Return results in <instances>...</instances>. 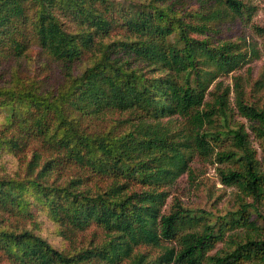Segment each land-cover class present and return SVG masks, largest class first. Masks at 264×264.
I'll use <instances>...</instances> for the list:
<instances>
[{"label": "trees", "instance_id": "trees-1", "mask_svg": "<svg viewBox=\"0 0 264 264\" xmlns=\"http://www.w3.org/2000/svg\"><path fill=\"white\" fill-rule=\"evenodd\" d=\"M256 10L245 0H0V264H264V107L234 77L258 150L233 121L230 87L211 90L261 59L257 42L230 39ZM35 49L57 64V85L20 75ZM115 112L132 117L127 129L85 127ZM196 157L224 165L237 208L217 215L175 199L166 213L168 187ZM67 167L83 174L52 179ZM40 214L66 240L93 225L106 240L59 249L38 232Z\"/></svg>", "mask_w": 264, "mask_h": 264}, {"label": "rangeland", "instance_id": "rangeland-1", "mask_svg": "<svg viewBox=\"0 0 264 264\" xmlns=\"http://www.w3.org/2000/svg\"><path fill=\"white\" fill-rule=\"evenodd\" d=\"M245 1L256 7V14L252 18L250 25H244L243 31L230 35V39L235 41L241 38L245 39L248 43L257 42L261 50V59L242 66L239 70H236L228 76L219 77L212 85L211 90H214L218 82L223 84V88L230 87L231 107L235 108L233 121L236 124H243L246 127L247 132L250 134V140L253 142V146L259 150L258 143L249 129L250 123L238 114L235 103L236 93L234 77H241L246 93V100L261 108L264 107V38L256 32V28H253H264V0ZM35 53L29 56V58H25L21 61L20 75L24 77H33V75H36L38 79H41L49 86L57 85L61 80L57 64L50 63L51 60L45 55L39 59L36 49ZM87 60V58H84L83 61ZM84 63L81 62V66ZM81 66L77 68L79 69ZM208 99H211V97ZM129 117L132 118L127 113H110L107 114L106 117L89 121L85 127L88 128L89 131H104L117 122L118 129L125 130L128 124L125 122V119ZM259 157L261 158L260 151ZM6 159L8 161L9 171H12V168L16 165L15 158L8 155ZM13 163H15V165H13ZM220 167H224V165L216 163L214 157L208 161L196 157L191 164V175L189 172L186 173L178 179L173 186L168 187L170 195L167 200V206L165 207L166 213L173 207L175 199H180L185 207L202 209L217 215H225L227 211L237 208V206H235V201L240 191L237 187L226 186L222 183L219 174ZM82 174V171L77 167H67L62 170L61 174H59V172L54 174L52 179H56L59 184H62L75 178L76 175ZM96 181H88L87 185L83 188L93 189L94 186H96ZM261 211L264 214V206ZM38 219L41 223L38 232L59 249H70V247L74 246L83 248L89 245H99L106 240V232L93 225L83 232H76L72 237V242V240L64 239L61 232L58 231V226L48 215L40 214ZM223 244L224 243L219 244L217 249L219 250ZM142 251L146 252V248H143ZM147 251H150V248H148ZM150 255L151 257H157L159 252L151 251Z\"/></svg>", "mask_w": 264, "mask_h": 264}]
</instances>
